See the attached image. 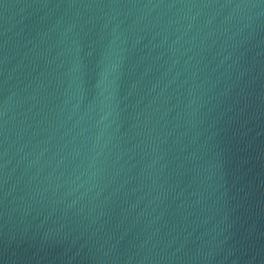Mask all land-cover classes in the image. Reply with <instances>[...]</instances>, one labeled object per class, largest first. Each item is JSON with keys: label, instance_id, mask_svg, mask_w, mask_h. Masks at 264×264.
I'll return each instance as SVG.
<instances>
[{"label": "water", "instance_id": "obj_1", "mask_svg": "<svg viewBox=\"0 0 264 264\" xmlns=\"http://www.w3.org/2000/svg\"><path fill=\"white\" fill-rule=\"evenodd\" d=\"M0 264H264V0H0Z\"/></svg>", "mask_w": 264, "mask_h": 264}]
</instances>
